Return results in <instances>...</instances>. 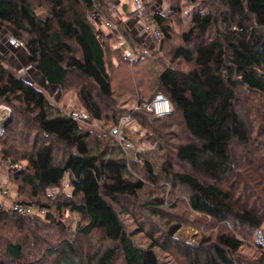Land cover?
<instances>
[{
  "label": "trees",
  "instance_id": "obj_1",
  "mask_svg": "<svg viewBox=\"0 0 264 264\" xmlns=\"http://www.w3.org/2000/svg\"><path fill=\"white\" fill-rule=\"evenodd\" d=\"M177 1H168L169 4L171 3V12L165 14L151 7L153 0H143L146 9L152 14L161 30L162 43L160 48H154L148 56L132 63L127 61L118 48L111 45L110 36L106 31L97 33V26L90 18L93 11L100 18H109L133 43L126 25L117 15L108 11V0H0V25L6 27L19 39L24 38L29 62L49 85L62 86L68 71L74 69L94 81L103 99H111L113 87L107 69L106 54L114 52L118 55L124 66L117 64L114 67L116 73L120 74V80L123 79L127 85L126 74L129 75L130 70L136 73L138 68H145L147 63L153 61L150 57L160 53L164 42L169 40L173 31L171 18L180 9V2ZM188 1L196 2V0ZM41 2L47 4V13L44 17L35 10V4ZM79 2L85 9L76 8ZM219 2L227 8L228 17L223 15L228 21L235 16L240 19L246 18L249 14L254 19L255 25L264 29V0H219ZM213 21L214 16L210 12L196 15L193 26L182 33L184 43L189 44L202 36ZM238 25V33L222 36L223 42L229 49L228 62L225 51L217 41L201 43L194 50L188 45L178 46L167 66L157 73L154 70L153 73L148 74V76L154 74L152 86L154 91L152 95L138 98L137 109L143 113L135 114L132 112L135 109H132L121 116L130 115V120L135 117L138 118L136 121L138 122L140 115H152L148 124L159 138H164L171 127L175 128L178 125L174 111L179 113L184 127L195 141L177 144L174 148L175 156L188 163L203 177L211 180L204 181L187 172L170 173L174 180L189 188L190 207L217 222L234 218L249 227L258 228L263 223L261 215L251 208L236 206L230 194L215 183L223 180L233 169L230 154L231 140L235 139L247 147L251 142V131L247 130L245 121L235 108L237 86L243 84L251 90L264 93V36L249 30L242 21H239ZM70 41L75 43L79 51L78 56L73 55ZM180 58L188 62L193 61L195 68L180 70L173 67L172 63ZM2 59L0 56V103L12 104L15 107L13 101L19 100L24 107L17 112L23 111L25 115L18 121H10L0 131L2 157L12 159L11 161L23 158L28 169V173L23 178L33 188L46 189L60 186L67 175L68 186L71 188L67 196L70 200L57 202V207L68 206L85 216L87 224L80 226L78 231L88 234L93 229L103 230L109 239L119 242L125 264H162L153 249L159 243L151 239L145 247L136 245L132 236L142 232L143 229L136 227L126 232L110 201L115 195H133L144 185L141 180L131 181L128 177L132 174L130 149L122 147L109 134L112 143L110 145L106 143L100 148L102 145L100 142L98 148L93 150L89 145L91 131L82 129L75 118L64 114L62 110L51 104L43 91L32 82L10 72L3 65ZM112 62L115 60L112 59ZM112 62L111 64H114ZM145 72L148 73L149 70L145 68ZM156 92L163 93L169 99L174 108L173 112L160 117L146 106H142ZM78 93L86 108L83 110L89 117L91 113L94 118L100 119L102 116L100 105L83 86ZM145 116H142L140 121L146 123ZM118 120L119 117H114L111 120L112 125ZM31 128L36 129L38 135L43 133L70 146L72 150L68 151L63 160L56 162L51 142H40L39 136L34 134L33 141L29 144ZM260 130L264 135V102L260 114ZM123 132L128 136L124 129ZM12 141L18 143L21 148L20 151L14 150L16 155L12 152ZM143 164L152 176L150 163L143 160ZM170 166L171 164L168 163L163 169H171ZM74 196L79 197L78 202L71 199ZM36 206L44 207L42 213L45 217H50L45 203ZM9 212L11 214L0 207L1 228H5L10 223V226L16 225L18 230H21L23 228L21 217H39L36 214ZM241 244L242 242L233 234L224 231L218 233L211 251L206 253V263L233 264L231 253ZM4 251L13 260L20 262L23 253L19 243L7 242ZM49 253L54 254L53 264H75L76 257H80L71 242L67 240L63 242L62 248H51ZM114 255L115 248H108L94 254L86 264H110ZM258 262L264 264V250H261Z\"/></svg>",
  "mask_w": 264,
  "mask_h": 264
},
{
  "label": "rangeland",
  "instance_id": "obj_2",
  "mask_svg": "<svg viewBox=\"0 0 264 264\" xmlns=\"http://www.w3.org/2000/svg\"><path fill=\"white\" fill-rule=\"evenodd\" d=\"M168 1L154 0L153 3L158 4L159 9L167 8L171 12V3L169 4ZM174 2L178 1L174 0ZM179 2V11L171 18L173 31L169 40L164 42L160 53L150 57L153 61H149L151 64L147 63L145 67L149 70L148 73L145 72V68L140 67L141 69L138 68L136 73L130 70L133 77H131L130 72L129 75L126 74L125 80L129 87L123 79L120 80V74L116 73L114 66L117 64L121 67L124 66L118 59V55L114 52L106 54L107 69L112 78L113 95L111 99H103L94 81L74 69L68 71L66 81L62 86L49 85L29 62L24 38L20 39L24 44L23 47L8 46L5 41L9 36L15 35L0 25L2 63L10 72L32 82L41 89L49 102L62 110L64 114H67L68 110L72 108L86 109L78 93L83 86L95 102L100 105L102 116L97 119L90 113L87 121H77L82 129L91 131L90 147L95 150L101 142L100 148H102L106 143L109 145L112 143L108 128L112 125L111 120L114 117L120 118L122 114H127V111L132 109H135L132 111L135 114L143 113L137 109L138 98L152 95L154 91L152 88L154 74L150 76L148 74L153 73L154 70L157 73L167 66L170 57L178 46L184 44L194 50L201 43L217 41L225 51V58L228 62L229 49L223 42L222 36L238 33L239 21H242L249 30H254L257 34L264 36V29L257 27L249 14L246 18L240 19V17L235 16L228 21L223 15H228L227 8L219 0H196V2L179 0ZM41 4H35V10L37 14L44 17L47 13V4L45 2H41ZM76 8L85 9L80 2ZM205 12L213 14L212 25L198 39L185 44L182 33L193 26L196 15ZM15 37L19 38L18 36ZM70 43L73 48V55L78 56L79 51L75 43L72 41ZM112 59L115 62H112ZM172 66L180 70L195 68L193 61L188 62L182 58L172 63ZM235 95V108L245 121L247 130L251 131V142L247 147L235 139L231 140L230 154L233 169L223 180L215 183L222 186L230 194L236 206L251 208L261 215L263 223L258 228L249 227L234 218L217 222L190 207L189 188L174 180L170 173L187 172L204 181L211 180L203 177L193 170L188 163L175 156L174 148L177 144L195 141L184 127L179 113L174 111L178 125L175 128L174 126L171 127L164 138H159L148 124L152 115H140L139 121L136 122L138 118L135 119L132 113L134 119L131 118L123 126L128 137H131L135 142L134 148L129 150L132 174H129L128 177L131 181L141 180L144 185L133 195H115L110 198V201L126 232H130L136 227L143 229L142 232L132 236L136 245L145 247L151 239L159 243L153 249L162 264H207L205 261L206 253L211 251L217 234L223 231L233 234L242 242L240 247L231 253L233 264H259L258 258L261 250H264V135L260 130V114L263 108L264 93H259L239 84L235 90ZM13 104L15 107L12 104L0 103L3 106L0 108V131L5 128H2L1 123L8 113L12 122L25 116L23 111L17 112L24 107L20 101L14 100ZM142 116L146 117V123L140 121ZM30 130L29 144L33 141L34 134L38 135L36 129L31 128ZM38 136L40 142H51L54 147L53 153L56 162L63 160L68 151L72 150L70 146L43 133ZM11 144L13 146L12 152L16 155L14 150L19 149L20 151V145L14 141ZM11 160L2 157L0 152V188H5L8 191L7 196L0 194V205L2 208L8 207L11 200L16 197L17 200L35 204L30 206L29 212L39 217H21L23 220L21 230H18L16 225L10 226V223L5 228L0 227L1 264H53L54 254H50L49 249L62 248L65 240L71 242L81 257V259L76 257L75 264H86L94 254L101 253L108 248H115V255L110 264H125L118 241L109 239L101 229H93L88 234H82L78 228L87 224L85 216L68 206L57 207V202L70 200V197L67 196L71 192L67 175L61 181V185L54 189L52 187L46 189L33 188L23 178L28 173L26 161L23 158ZM143 160L150 163L152 176L148 173ZM168 163L171 164V169H163ZM71 199L79 201L78 196L71 197ZM40 203L46 204L50 213L49 218L45 217L40 212V207L36 206ZM5 211L11 214V212ZM10 241L19 243L22 247L23 254L20 262L13 260L4 251L5 244Z\"/></svg>",
  "mask_w": 264,
  "mask_h": 264
},
{
  "label": "built area",
  "instance_id": "obj_3",
  "mask_svg": "<svg viewBox=\"0 0 264 264\" xmlns=\"http://www.w3.org/2000/svg\"><path fill=\"white\" fill-rule=\"evenodd\" d=\"M151 7L165 14L170 12V9L167 8L164 10L159 9L158 4L153 3ZM108 10L111 14L117 15L124 25H126L133 43L118 30L115 23L109 18H100L95 11L91 12L90 18L94 20L97 26V33L103 30L106 31L110 36L111 45L118 48L128 62L132 63L139 58L146 57L154 48H160L162 43L161 30L155 23L152 14L146 9L143 0H108ZM129 21L133 23L132 26L128 23ZM5 43L15 48L24 46L23 42L15 36H9ZM142 106H146L155 115L160 117L170 114L174 109L169 99L161 92H156ZM67 115L80 121H87L89 119L88 113L83 109L72 108L68 110ZM129 121L130 115L121 116L117 123L108 128V133L122 147L133 149L135 142L122 131L123 126ZM0 194L7 196L8 191L5 188H0ZM30 206L31 204L17 199L12 200L8 207L2 208L0 205L1 209L17 213H30ZM39 210L40 212H44V207Z\"/></svg>",
  "mask_w": 264,
  "mask_h": 264
},
{
  "label": "water",
  "instance_id": "obj_4",
  "mask_svg": "<svg viewBox=\"0 0 264 264\" xmlns=\"http://www.w3.org/2000/svg\"><path fill=\"white\" fill-rule=\"evenodd\" d=\"M10 121V116H9V113L7 114V117L5 118V120L2 121L1 125H2V128L5 127V125Z\"/></svg>",
  "mask_w": 264,
  "mask_h": 264
},
{
  "label": "crops",
  "instance_id": "obj_5",
  "mask_svg": "<svg viewBox=\"0 0 264 264\" xmlns=\"http://www.w3.org/2000/svg\"><path fill=\"white\" fill-rule=\"evenodd\" d=\"M128 23L130 24V26L133 25V23H132L131 21H129ZM128 23H127V24H128ZM42 77H43V76H42ZM43 79H44V77H43ZM44 80H45V79H44ZM16 199H17V198L15 197V198H13L12 200H16ZM12 200H11V201H12ZM0 204H1V203H0Z\"/></svg>",
  "mask_w": 264,
  "mask_h": 264
},
{
  "label": "bare ground",
  "instance_id": "obj_6",
  "mask_svg": "<svg viewBox=\"0 0 264 264\" xmlns=\"http://www.w3.org/2000/svg\"><path fill=\"white\" fill-rule=\"evenodd\" d=\"M0 108H3V106H2V105H0ZM2 111H3V109H2Z\"/></svg>",
  "mask_w": 264,
  "mask_h": 264
}]
</instances>
